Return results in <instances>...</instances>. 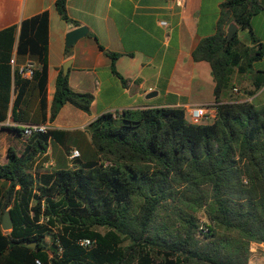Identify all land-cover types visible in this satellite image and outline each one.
<instances>
[{
  "label": "trees",
  "instance_id": "obj_1",
  "mask_svg": "<svg viewBox=\"0 0 264 264\" xmlns=\"http://www.w3.org/2000/svg\"><path fill=\"white\" fill-rule=\"evenodd\" d=\"M67 2L56 0V10L79 27ZM263 8L261 0H225L216 33L192 52L211 66L212 122L193 123L183 108L104 113L87 127L91 158L80 154L43 173L33 172L38 157L51 141L69 152L70 132L26 138L23 126L53 123L66 104L89 113L94 96L73 90L61 69L49 107L48 11L1 29L0 130L27 143L21 154L9 147L0 162V264H249L252 244L264 242V103L233 91L235 75L250 73L247 96L264 88V71L253 72L264 48L252 27ZM231 23L248 30L253 45L238 31L229 39ZM99 47L126 84L120 54ZM15 50L35 60L32 78L13 68ZM9 117L14 125L4 124ZM6 211L11 231L1 227ZM83 239L95 243L83 247Z\"/></svg>",
  "mask_w": 264,
  "mask_h": 264
},
{
  "label": "crops",
  "instance_id": "obj_2",
  "mask_svg": "<svg viewBox=\"0 0 264 264\" xmlns=\"http://www.w3.org/2000/svg\"><path fill=\"white\" fill-rule=\"evenodd\" d=\"M225 0H68L67 12L89 33L79 39L67 52L66 35L77 28L63 20L56 10V0H0V30L17 25L24 19L43 11L49 12V73L47 98L51 105L57 75L64 63L71 60L69 84L78 92L93 94L89 113L66 104L52 128L70 132L69 152L51 141L44 154L38 157L33 172H51L72 165L69 156L78 150L82 157L94 154L88 125L104 113H118L126 109L183 108L188 120L193 109L210 107L215 103L214 79L211 66L205 61H194L192 52L202 38L214 35L220 17V6ZM264 6V0H261ZM79 26V27H80ZM252 27L264 48V8L252 18ZM248 32V30H246ZM239 36V28H238ZM240 38V37H239ZM240 40L253 45L248 32ZM120 54L117 71L126 84L111 71V58L99 46ZM13 68L36 66L35 60L13 53ZM254 71H264V54L254 64ZM253 73L235 75L238 81L252 88ZM157 95L146 98L149 92ZM264 95V88L253 97ZM214 118V117H213ZM5 125H14L9 117ZM84 132L88 135L85 136ZM13 133V134H12ZM17 137L19 154L26 140L9 130H0V162L8 161L7 152ZM12 138V137H11ZM82 142V145H76ZM85 158V159H86Z\"/></svg>",
  "mask_w": 264,
  "mask_h": 264
},
{
  "label": "built area",
  "instance_id": "obj_3",
  "mask_svg": "<svg viewBox=\"0 0 264 264\" xmlns=\"http://www.w3.org/2000/svg\"><path fill=\"white\" fill-rule=\"evenodd\" d=\"M17 71L26 78H32L33 77V67L31 65H26L21 68H17ZM234 91H237L235 88ZM215 109L212 107L207 106H200L192 111V118L190 119L193 123H203L204 120L212 119L215 116ZM23 136L24 137H31L35 133H46L50 129H52L51 125L44 123V124H30V125H24L23 126ZM80 153L78 150H74L69 158L74 159L76 157H79ZM80 245L83 247H92L94 245V241L90 239H83L80 242Z\"/></svg>",
  "mask_w": 264,
  "mask_h": 264
},
{
  "label": "water",
  "instance_id": "obj_4",
  "mask_svg": "<svg viewBox=\"0 0 264 264\" xmlns=\"http://www.w3.org/2000/svg\"><path fill=\"white\" fill-rule=\"evenodd\" d=\"M237 31H238V26L235 23L229 24V26L227 28L228 38L232 39L234 37V35L237 33ZM88 33H89V28L87 26H80V27H77V28L69 31L66 35V46H67V48H72L79 39L87 36ZM70 65H71V60H68L66 63H64L63 73L65 75L68 74ZM155 95H157V91H151L148 93L146 98L149 99ZM1 227L4 231H11L12 230L13 220L10 216L9 211L5 212ZM26 245L29 247L35 248L36 242L34 241L32 243H26ZM263 246H264V242H263Z\"/></svg>",
  "mask_w": 264,
  "mask_h": 264
},
{
  "label": "rangeland",
  "instance_id": "obj_5",
  "mask_svg": "<svg viewBox=\"0 0 264 264\" xmlns=\"http://www.w3.org/2000/svg\"><path fill=\"white\" fill-rule=\"evenodd\" d=\"M243 35L248 36V32L246 30H242V29L239 30V37L242 38ZM245 84H246L245 81H242V80L238 81L237 86H236L237 91H233V96L240 97L241 100L248 98L247 91H249L250 88H249V85L246 86ZM255 103L257 105L263 104L264 103V95L262 97L256 99ZM207 122H212V119L204 120L203 123H207ZM87 133L84 132V135L87 136L88 135ZM11 137L8 138L7 140L12 143L14 148H16V142H18V140H15V138H17V137H14V136H11ZM79 143L82 145V142H76V145H79ZM90 143L91 142L89 141V144ZM99 229L102 232L106 231L105 228H99ZM249 264H264V246H263V244H257V243L252 244Z\"/></svg>",
  "mask_w": 264,
  "mask_h": 264
}]
</instances>
